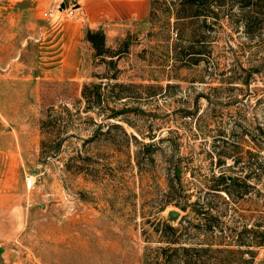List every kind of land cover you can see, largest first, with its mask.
<instances>
[{"label":"rangeland","instance_id":"374dc122","mask_svg":"<svg viewBox=\"0 0 264 264\" xmlns=\"http://www.w3.org/2000/svg\"><path fill=\"white\" fill-rule=\"evenodd\" d=\"M96 1L0 0V171L34 180L0 264H264V0H102L150 10L45 78Z\"/></svg>","mask_w":264,"mask_h":264},{"label":"crops","instance_id":"0c3cea01","mask_svg":"<svg viewBox=\"0 0 264 264\" xmlns=\"http://www.w3.org/2000/svg\"><path fill=\"white\" fill-rule=\"evenodd\" d=\"M54 0H35L34 8L47 11ZM150 10V2L111 3L96 1L77 10L81 17L64 25L62 52L55 66L45 71L44 77L54 80H75L80 67V43L84 42L83 26H98L105 21L119 23L126 20H142ZM1 157L0 171V240L14 239L24 227V197L27 193L20 173L16 151H7Z\"/></svg>","mask_w":264,"mask_h":264},{"label":"trees","instance_id":"16d2710c","mask_svg":"<svg viewBox=\"0 0 264 264\" xmlns=\"http://www.w3.org/2000/svg\"><path fill=\"white\" fill-rule=\"evenodd\" d=\"M197 0H186V3L193 4ZM250 3V0H249ZM180 18V17H177ZM85 40L91 44L92 48L97 52V55H101L104 45H105V36L104 33L101 30L97 31H91L87 30L85 34ZM199 62V60H197ZM197 64V63H195ZM198 65V64H197ZM118 87H124L123 85H118ZM92 89V92H89V89ZM101 85L100 84H89L84 85L82 89V97L87 102L88 108H93L94 106H101L103 104L102 100V93L100 91ZM118 99L120 97H117ZM220 182L222 185H225L226 187H231L236 185V179H232L227 183V179L225 177H220ZM220 191V190H219ZM223 192L227 191V195L231 196V193L229 189L222 190ZM206 215V213L204 214ZM173 244H176V242H172ZM183 251H189V249H183ZM183 264H187L188 261L183 260Z\"/></svg>","mask_w":264,"mask_h":264},{"label":"built area","instance_id":"2783aa9c","mask_svg":"<svg viewBox=\"0 0 264 264\" xmlns=\"http://www.w3.org/2000/svg\"><path fill=\"white\" fill-rule=\"evenodd\" d=\"M67 12H68V16H71L73 14V11H71V10H69ZM45 15H49V17H50L52 14L46 13ZM33 186H34V180L32 178L25 179V188L27 190L32 189Z\"/></svg>","mask_w":264,"mask_h":264},{"label":"water","instance_id":"95a60500","mask_svg":"<svg viewBox=\"0 0 264 264\" xmlns=\"http://www.w3.org/2000/svg\"><path fill=\"white\" fill-rule=\"evenodd\" d=\"M176 215V213L175 212H172V216H175Z\"/></svg>","mask_w":264,"mask_h":264}]
</instances>
